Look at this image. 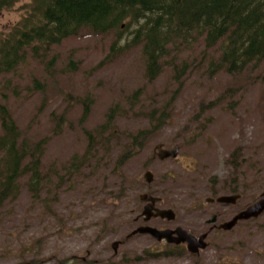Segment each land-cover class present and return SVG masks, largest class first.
Wrapping results in <instances>:
<instances>
[{
  "label": "rangeland",
  "instance_id": "rangeland-1",
  "mask_svg": "<svg viewBox=\"0 0 264 264\" xmlns=\"http://www.w3.org/2000/svg\"><path fill=\"white\" fill-rule=\"evenodd\" d=\"M28 2L0 12V36ZM128 36L125 31L113 50L114 33L84 32L43 58L20 62L11 80L0 78L22 138L49 139L42 166L50 178L38 199L22 184L1 209L0 264H264V213L217 231L213 213L227 217L232 207L206 202L231 186L243 191L241 205L254 204L264 192V62L258 72L220 71L210 78L206 63L192 62L198 52L185 49L191 68L180 81L168 63L150 79L141 45L128 44ZM163 105L167 122L135 149L131 136L150 128L151 113ZM160 144L179 146L178 157L161 160ZM234 152L233 168L228 159ZM145 192L174 209L173 225L195 235L210 230L207 247L194 254L151 233L131 234L144 224Z\"/></svg>",
  "mask_w": 264,
  "mask_h": 264
},
{
  "label": "trees",
  "instance_id": "trees-1",
  "mask_svg": "<svg viewBox=\"0 0 264 264\" xmlns=\"http://www.w3.org/2000/svg\"><path fill=\"white\" fill-rule=\"evenodd\" d=\"M18 1L0 0V12ZM125 31L128 44L141 45L150 79L157 77L161 66L168 63L180 81L191 68L190 59L185 53L182 55L185 49L192 55L193 51L198 52L192 62L197 61L198 66L206 63L205 72L210 78L220 71L232 75L248 69L258 72L264 62V0H30L18 22L0 36V78L11 80V72L20 62L29 57L43 58L53 46L84 32L114 33L115 50ZM55 63L53 60L51 64ZM232 89L229 87L228 91ZM0 95L1 212L8 201L18 197L22 184L38 199L50 178L42 166L49 139L30 142L27 137L22 138L7 107L6 93L0 89ZM228 95L229 92L223 97ZM167 111V105L160 112L153 111L149 117L151 127L131 136L135 149H141L167 122ZM87 114L89 107L84 110ZM62 121L60 117L56 130H61ZM235 155L236 152L232 161L228 159L233 168L238 164ZM132 156L128 153L127 159ZM56 175L65 178L66 172ZM237 181L234 177L233 182Z\"/></svg>",
  "mask_w": 264,
  "mask_h": 264
},
{
  "label": "water",
  "instance_id": "water-1",
  "mask_svg": "<svg viewBox=\"0 0 264 264\" xmlns=\"http://www.w3.org/2000/svg\"><path fill=\"white\" fill-rule=\"evenodd\" d=\"M162 146H163L162 144L158 145V148L161 150V152H159L161 159H166L169 156H172V157L177 156V154L179 152L178 147H174L172 150H168V149L166 150V149H162ZM145 179L148 182L152 181V173L150 171H148L145 174ZM239 197H240L239 194L221 195L217 198V200L220 203L229 204V203H236L238 200L237 198H239ZM141 199L147 200L148 194H142ZM150 199H151L150 204H147L145 206V210H144V215L145 214L147 215L146 219H149L152 215H154V213H153L154 203H156V201L158 200V198H156V197H151ZM207 200L210 201L212 199L208 198ZM157 212L158 213H156V215L159 214L163 217L167 216L168 219H172L175 217V213L172 209L158 210ZM263 213H264V192L259 196V200L257 202H255L253 205L249 206L246 210L242 211L239 215L234 217L232 220L226 222L222 226V228L225 230H230L238 223L239 220H249L251 218H256ZM135 232L151 233L155 237H157L159 240L166 238L170 242L175 241L177 243H181V242L187 241L188 242V249L192 253H198V252H200V249L206 248L208 245V243L205 240L206 235H203L202 237H200V239H198L195 235L190 234L186 229H184L182 227L173 231V230H158V229L150 227V226H142V227L138 228L137 231H135ZM175 232L178 234V237L172 238L171 236ZM116 243H118V242H116Z\"/></svg>",
  "mask_w": 264,
  "mask_h": 264
},
{
  "label": "flooded vegetation",
  "instance_id": "flooded-vegetation-1",
  "mask_svg": "<svg viewBox=\"0 0 264 264\" xmlns=\"http://www.w3.org/2000/svg\"><path fill=\"white\" fill-rule=\"evenodd\" d=\"M176 147H178L179 148V146H176ZM180 149V148H179ZM157 152V151H156ZM178 155H179V152H178V154H177V156L176 157H174V158H177L178 157ZM161 160H165V159H161ZM216 194L218 193V192H215ZM143 194H148V199L147 200H143L144 201V205L146 206L147 204H150V202H151V197H156V198H158V200L156 201V203H154V209H153V213H154V215H152L149 219H146V217H147V215L145 214L144 215V210H145V206L143 207V213H142V216H143V221H144V224H145V226H150V227H153V228H156V229H158V230H173V231H175V230H177L178 228H181V226H179L178 224L177 225H173L172 224V221H175L176 220V212L174 211V209H172V208H169V207H165V206H161L160 204H161V202H162V199L160 198V197H157L156 195H151V194H149L148 192H145V193H143ZM236 194H239L240 195V197L239 198H237L238 200H237V202L236 203H229L228 205L230 206V207H232V211L228 214V216L227 217H223V215H224V213L223 212H215V213H213V221L212 222H214L212 225H213V229H216L217 231H219V230H223V231H230V230H225V229H223L222 228V226L226 223V222H228V221H230V220H232L234 217H236L237 215H239L242 211H244V210H246L249 206H251V205H253V204H251V205H241V202H240V200L241 199H243V195H244V193H243V191H240V189L238 188V187H235V186H231L230 188H229V193L228 194H222V195H236ZM141 196H142V194H141ZM141 196H140V198H141ZM219 196H221V195H218V196H210V197H207V199L208 198H211L212 200H210V201H208L207 199H206V202H212V201H214L215 203H219V204H225V203H220V202H218V200H217V198L219 197ZM165 209H172L173 211H174V213H175V217L174 218H172V219H168V217L167 216H165V217H163V216H161V215H159V214H157L156 215V213H158L157 211L158 210H165ZM142 216H140L139 215V218H141ZM139 218H136L135 220L136 221H138L139 220ZM153 219H155V220H159V221H163L164 223H163V225H154V224H150L149 222L151 221V220H153ZM250 220V219H249ZM245 221H247V220H239L238 221V223L235 225V227L237 226V225H240L242 222H245ZM144 224H141V225H139L138 227H136L135 229H134V231L131 233V234H137V233H139V232H135V231H137V229L138 228H140V227H142V226H144ZM147 224V225H146ZM234 227V228H235ZM183 228V227H182ZM234 228H232L231 230H233ZM185 229V228H184ZM187 230V229H186ZM190 234H193L191 231H189V230H187ZM209 232H210V230H209ZM209 232L207 231V232H203V233H200L199 235H195V234H193V235H195L198 239H200V237H202L203 235H206V240L208 241V238H209ZM140 234H142V233H140ZM172 238H177L178 237V234L175 232V233H173L172 234V236H171ZM158 239V238H157ZM159 240V239H158ZM159 241H166V242H168L169 244H171V245H175V249H177L178 247H186L187 249H188V242L187 241H185V242H181V243H177V242H170V241H168L166 238H163L162 240H159ZM203 249V248H202ZM200 251H201V249H200ZM199 253V252H198ZM194 254H197V253H194Z\"/></svg>",
  "mask_w": 264,
  "mask_h": 264
}]
</instances>
